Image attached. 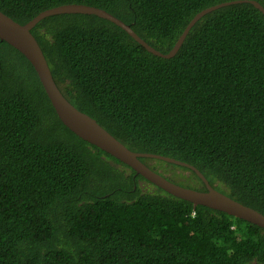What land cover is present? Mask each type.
Here are the masks:
<instances>
[{
    "label": "trees",
    "instance_id": "1",
    "mask_svg": "<svg viewBox=\"0 0 264 264\" xmlns=\"http://www.w3.org/2000/svg\"><path fill=\"white\" fill-rule=\"evenodd\" d=\"M229 1L168 59L94 15L45 17L31 34L76 109L129 150L190 164L264 215V14L250 0H0V12L25 24L92 6L168 53L196 14ZM140 161L205 191L186 167ZM133 174L69 131L29 62L0 41V264H264L263 229L141 188Z\"/></svg>",
    "mask_w": 264,
    "mask_h": 264
},
{
    "label": "water",
    "instance_id": "2",
    "mask_svg": "<svg viewBox=\"0 0 264 264\" xmlns=\"http://www.w3.org/2000/svg\"><path fill=\"white\" fill-rule=\"evenodd\" d=\"M239 2L242 1H235V3ZM244 2L250 3L262 14H264V8L256 1L250 0ZM231 3H233V1L220 3L196 14L185 27L174 46L168 53H161L160 51L148 45L130 28L129 25L125 24L103 9L82 4H66L47 9L40 12L25 24H20L4 13L0 12V41H3L14 48L29 62L48 100L50 101L55 114L61 123L74 135L83 141H86L87 143L101 149L103 152L112 156L122 164H125L130 169H132L136 175L142 176L146 181L156 185L166 193L181 200L190 202L193 207L199 205L217 210L264 229L263 214L215 190L195 167L169 157L149 153L133 152L121 142H119L116 138H114L111 134H109L104 128H102L95 121V119L76 109L69 101L66 100V98L61 94L60 90L56 86L43 52L34 36L31 34V29L45 17L59 14L94 15L121 28L135 42L141 45L152 55L168 59L176 54L191 27L202 16L212 10L227 6ZM140 158L157 159L179 167H186L194 171L196 176L203 183L205 191L186 188L171 182L163 175L148 168L143 162L140 161Z\"/></svg>",
    "mask_w": 264,
    "mask_h": 264
},
{
    "label": "flooded vegetation",
    "instance_id": "3",
    "mask_svg": "<svg viewBox=\"0 0 264 264\" xmlns=\"http://www.w3.org/2000/svg\"><path fill=\"white\" fill-rule=\"evenodd\" d=\"M148 167V166H147ZM149 168V167H148ZM152 170V169H151ZM157 171H158V173L159 174H161L162 175V171L160 170V169H157ZM178 174H180V172L178 173ZM163 176L164 177H167V178H169V179H171V180H174V178L173 177H171V176H169L168 174H163ZM186 176H188V173L186 174ZM133 177H136V174L134 173L133 174ZM137 182H138V185L141 187V188H144L145 189V187L150 183V182H148V181H140V180H137ZM177 182V181H176ZM191 186H193V183L192 182H190L189 183Z\"/></svg>",
    "mask_w": 264,
    "mask_h": 264
},
{
    "label": "rangeland",
    "instance_id": "4",
    "mask_svg": "<svg viewBox=\"0 0 264 264\" xmlns=\"http://www.w3.org/2000/svg\"><path fill=\"white\" fill-rule=\"evenodd\" d=\"M180 172V174L181 173H184L185 175L187 174V172L186 171H183V170H180V169H178V171H177V173H179ZM169 176H171V177H173L172 176V173H170V174H168ZM175 180V179H174ZM177 181V180H176Z\"/></svg>",
    "mask_w": 264,
    "mask_h": 264
},
{
    "label": "clouds",
    "instance_id": "5",
    "mask_svg": "<svg viewBox=\"0 0 264 264\" xmlns=\"http://www.w3.org/2000/svg\"><path fill=\"white\" fill-rule=\"evenodd\" d=\"M188 173V172H187ZM262 229V228H261ZM264 230V229H263Z\"/></svg>",
    "mask_w": 264,
    "mask_h": 264
}]
</instances>
